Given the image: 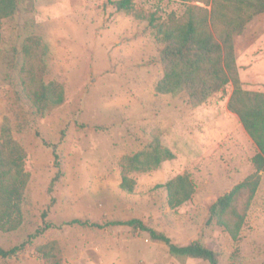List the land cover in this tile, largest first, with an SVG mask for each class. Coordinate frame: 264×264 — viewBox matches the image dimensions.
<instances>
[{
  "label": "rangeland",
  "instance_id": "obj_1",
  "mask_svg": "<svg viewBox=\"0 0 264 264\" xmlns=\"http://www.w3.org/2000/svg\"><path fill=\"white\" fill-rule=\"evenodd\" d=\"M112 1L34 0L33 8L21 3L2 22L0 140L8 118L26 150L30 181L22 224L0 231L4 248L24 246L0 264H211L171 253L149 231L123 223L131 219L179 246L201 242L215 249L219 264H264V171L237 243L207 223L211 205L255 170L257 145L228 108L233 84L198 107L186 92L155 88L164 74L160 25L173 13L184 21L189 5L210 8L212 0H133L141 18ZM237 42L244 88L264 90V15ZM32 70L65 88V102L45 115L18 93ZM156 134L176 157L131 173L137 184L128 193L120 186L121 160ZM185 172L196 193L171 209L158 185ZM246 196L240 194L239 208ZM52 241L57 247L43 255L39 247Z\"/></svg>",
  "mask_w": 264,
  "mask_h": 264
},
{
  "label": "trees",
  "instance_id": "obj_2",
  "mask_svg": "<svg viewBox=\"0 0 264 264\" xmlns=\"http://www.w3.org/2000/svg\"><path fill=\"white\" fill-rule=\"evenodd\" d=\"M21 3H25L28 9L34 6V0H0V40L3 20L14 16ZM112 3L118 11L135 13L141 18L140 13L135 11L133 0H115ZM206 4L210 8L189 5L184 21L173 13L160 25L158 32L163 43L160 62L164 74L155 88L159 93L173 96L186 92L189 103L198 107L218 92L226 90L228 84H233L228 108L238 116L258 147L252 158L255 170L211 205L207 223L223 227L237 243L264 171V91H251L243 87L237 64L238 49L241 47L237 38L246 32L250 22L264 15V0H212ZM151 18L154 20V15ZM28 52L26 49L27 55ZM20 84L24 92L19 90L18 93L25 97L35 114L45 115L65 102L63 84L57 80L46 82L43 78L38 79L34 70L23 76ZM26 157L25 148L13 136L10 120L6 118L0 140V231H13L22 224V204L30 181V173L25 169ZM175 157V153L156 134L143 149L122 158L121 188L128 193L134 192L137 182L131 173L157 169L164 161ZM158 186L166 189L167 203L171 209H177L196 193V185L188 172L178 174ZM244 191L247 196L242 208H239L237 200ZM123 223L149 231L154 239L162 242L175 255L219 264V253L201 242L179 246L169 236L148 227L140 219ZM23 246L7 249L0 245V257L17 256ZM56 247L57 242L52 241L41 245L39 251L50 256L51 250Z\"/></svg>",
  "mask_w": 264,
  "mask_h": 264
},
{
  "label": "crops",
  "instance_id": "obj_3",
  "mask_svg": "<svg viewBox=\"0 0 264 264\" xmlns=\"http://www.w3.org/2000/svg\"><path fill=\"white\" fill-rule=\"evenodd\" d=\"M244 87V85H243ZM247 89V88H246ZM248 90V89H247ZM250 90V89H249ZM255 91V90H254ZM258 91H264V90H258ZM233 113V112H232ZM235 114V113H234ZM236 115V114H235ZM237 116V115H236ZM253 140V139H252ZM255 143V142H254ZM258 148V147H257ZM257 153V152H256Z\"/></svg>",
  "mask_w": 264,
  "mask_h": 264
}]
</instances>
